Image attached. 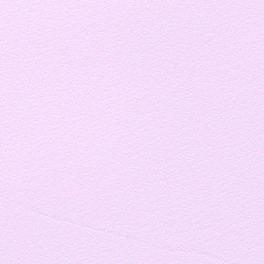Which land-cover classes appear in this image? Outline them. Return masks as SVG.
<instances>
[{"label":"water","instance_id":"obj_1","mask_svg":"<svg viewBox=\"0 0 264 264\" xmlns=\"http://www.w3.org/2000/svg\"><path fill=\"white\" fill-rule=\"evenodd\" d=\"M0 264H264V0H0Z\"/></svg>","mask_w":264,"mask_h":264}]
</instances>
